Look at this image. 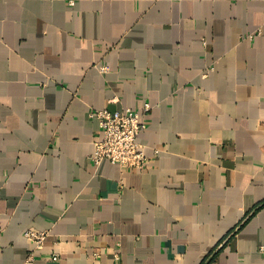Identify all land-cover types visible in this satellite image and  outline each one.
Masks as SVG:
<instances>
[{"label":"crops","instance_id":"1","mask_svg":"<svg viewBox=\"0 0 264 264\" xmlns=\"http://www.w3.org/2000/svg\"><path fill=\"white\" fill-rule=\"evenodd\" d=\"M145 104L148 166H96L94 114ZM28 229L35 264H264V0H0V264Z\"/></svg>","mask_w":264,"mask_h":264},{"label":"built area","instance_id":"2","mask_svg":"<svg viewBox=\"0 0 264 264\" xmlns=\"http://www.w3.org/2000/svg\"><path fill=\"white\" fill-rule=\"evenodd\" d=\"M254 34H250L252 37ZM108 66H101L102 71H107ZM151 110L149 104H145L144 111L139 112L130 107L122 110L111 111L103 109L94 115L99 118L102 138L94 142V152L91 156L96 166L104 160L119 164L126 169H145L150 160L143 146L138 142V136L147 128L143 117ZM25 237L33 243V248L28 253L22 264H35L37 251L43 248L49 232L28 229ZM264 251V246L261 247ZM58 252L52 254V259H59Z\"/></svg>","mask_w":264,"mask_h":264}]
</instances>
